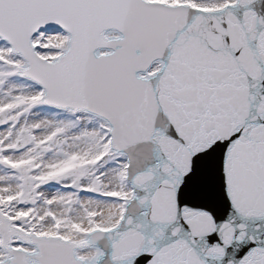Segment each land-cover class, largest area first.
<instances>
[{
	"label": "snow or ice",
	"instance_id": "6c2138e0",
	"mask_svg": "<svg viewBox=\"0 0 264 264\" xmlns=\"http://www.w3.org/2000/svg\"><path fill=\"white\" fill-rule=\"evenodd\" d=\"M0 264H264V0H0Z\"/></svg>",
	"mask_w": 264,
	"mask_h": 264
}]
</instances>
